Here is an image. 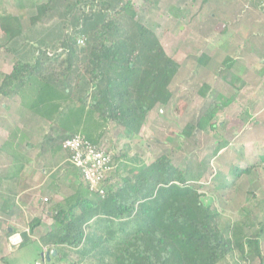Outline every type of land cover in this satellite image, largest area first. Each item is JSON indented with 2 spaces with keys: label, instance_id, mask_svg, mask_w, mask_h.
Wrapping results in <instances>:
<instances>
[{
  "label": "rangeland",
  "instance_id": "1",
  "mask_svg": "<svg viewBox=\"0 0 264 264\" xmlns=\"http://www.w3.org/2000/svg\"><path fill=\"white\" fill-rule=\"evenodd\" d=\"M41 1L45 0H34ZM34 2L0 0V22L8 23L9 13L19 16L24 31L19 37L27 42L57 29V39L48 41L57 45L62 32L59 14L66 1L59 0L49 16L30 25ZM131 4L137 9L135 18L156 33L166 53L179 63L169 84L171 96L146 113L141 129L131 137L100 119L90 98L77 100L83 88H89L83 67H72L67 77L64 63L46 68L48 83L56 81L60 98H52L55 94L50 92L45 106L41 100L35 102L36 82L29 83L27 91L0 96V264H52L40 255L41 236L54 224L47 211L73 194L81 180L62 147L64 137L74 133L117 156L114 164H119L120 174L166 154L197 187L202 202L219 213V227L226 236L233 241L258 237L260 256L245 241L243 252L234 248L216 264H264V165L259 157L264 154V98L260 93L259 99L254 97L264 93L258 87L264 82V0ZM19 39L10 38L0 24V82L15 62L6 47L17 45ZM84 44L77 42V47ZM241 58H249L253 67L233 64ZM77 82L83 88L74 89ZM204 85L208 88L202 93ZM63 86L71 89L68 99L62 98ZM37 106L46 107L51 118L38 114ZM249 166V173L237 175L238 168ZM34 196L40 199L37 205L31 204ZM33 218L40 224L29 231ZM16 233L21 240L12 244L9 237Z\"/></svg>",
  "mask_w": 264,
  "mask_h": 264
},
{
  "label": "trees",
  "instance_id": "2",
  "mask_svg": "<svg viewBox=\"0 0 264 264\" xmlns=\"http://www.w3.org/2000/svg\"><path fill=\"white\" fill-rule=\"evenodd\" d=\"M58 1L36 4V12L29 16L30 25L49 16ZM65 1L59 14L62 32L57 34V45L48 42L57 39L58 30L54 29L44 36H35L29 50L16 49V43L6 47L15 62L10 72L2 76L0 96L27 91V85L36 82L35 102L41 100L45 106L50 92L55 94L52 98H60L56 81L48 83L46 68L54 67L55 62V67L64 63L67 77L72 67H83L82 77L89 88H83L79 79L82 86L77 82L74 89L82 87L83 93L77 100L90 98L89 105L100 119L113 122L127 137L136 135L146 113L171 96L169 84L179 63L166 53L156 33L135 18L137 9L131 0ZM6 18L8 23L0 24L9 37L24 36L20 17ZM79 37L85 43L80 48ZM207 88L204 85L202 93ZM61 89L62 98L68 99L70 87ZM45 108L39 107L36 112L51 118ZM259 157L264 165V154ZM116 159L113 155L114 163ZM114 168L115 177L112 173L107 177L104 195L84 187L75 168L81 179L78 187L47 211L54 224L41 236L40 243L43 251L55 249L50 263L216 264L234 248L243 252L245 241L260 256L258 237L233 241L224 234L218 223L219 213L202 202L197 187L188 183L166 154L131 166L125 174H120L119 164ZM250 169L251 166L238 168L236 173H249ZM39 200L34 196L31 204L37 205ZM39 224L40 219L33 218L28 230L33 231Z\"/></svg>",
  "mask_w": 264,
  "mask_h": 264
},
{
  "label": "built area",
  "instance_id": "3",
  "mask_svg": "<svg viewBox=\"0 0 264 264\" xmlns=\"http://www.w3.org/2000/svg\"><path fill=\"white\" fill-rule=\"evenodd\" d=\"M77 42L83 44L84 38L79 37ZM62 147L68 153L70 164L79 170L87 189L92 193L104 195L105 181L115 166L113 153L101 146H96L79 133L64 139Z\"/></svg>",
  "mask_w": 264,
  "mask_h": 264
},
{
  "label": "crops",
  "instance_id": "4",
  "mask_svg": "<svg viewBox=\"0 0 264 264\" xmlns=\"http://www.w3.org/2000/svg\"><path fill=\"white\" fill-rule=\"evenodd\" d=\"M27 1L30 2L31 0H27ZM32 1L34 2V0H32ZM45 1H46V0H45ZM45 1H41V3H42V2H45ZM24 2H25V0H24ZM24 4H25V3H24ZM34 4H35V6H36V4H38V3L34 2ZM25 5H26V4H25ZM28 5H29V3H28ZM9 14L12 15V16H15L14 14H11V13H9ZM32 15H33V14H32ZM20 38H21V37H20ZM30 39H31V40L28 41V42H27V40H24V39H22V38L19 39L20 42L17 41L16 49H19L20 47H21V49H22L23 47H28V48H29V46L31 45V43H32L33 41H35V37H34V38L31 37ZM250 59H251V61H252V58H250ZM245 60H246V59L241 58V59H238L237 62H236V60H235V61H232V59H231V61L233 62V64H235V63H237V64H239V65H241V64H243V63H244V64H246V63H247V64H251L250 62H248V61H249V58H248L247 61H245ZM231 61H229V63H230ZM261 61H263V60H261ZM232 62H231V64H232ZM229 63H228V65H230ZM250 66L253 67L252 64H251ZM262 66H264V65H262ZM241 67H243V66H241ZM11 69H12V68H11ZM9 72H10V70H9V71H5L4 73H9ZM260 79H261V80L264 79V76H261ZM259 85H260V86H259ZM259 85H258V87L261 88V86H262V88L264 89V82L261 83V84L259 83ZM259 93L262 94V95H263L262 97L264 98V93H263L262 91H259V92L256 93V95L254 96V97H256V100L259 99V97H261ZM246 114L249 115V116L251 117V112L246 113ZM249 119H250V118H249ZM41 251H42V250H41ZM41 251H40V253H41ZM45 251H46V250H45Z\"/></svg>",
  "mask_w": 264,
  "mask_h": 264
},
{
  "label": "clouds",
  "instance_id": "5",
  "mask_svg": "<svg viewBox=\"0 0 264 264\" xmlns=\"http://www.w3.org/2000/svg\"><path fill=\"white\" fill-rule=\"evenodd\" d=\"M9 240H10V242H11L12 244H17V243L20 242L21 237H20L19 233H16V234H14L13 236H10V237H9Z\"/></svg>",
  "mask_w": 264,
  "mask_h": 264
},
{
  "label": "water",
  "instance_id": "6",
  "mask_svg": "<svg viewBox=\"0 0 264 264\" xmlns=\"http://www.w3.org/2000/svg\"><path fill=\"white\" fill-rule=\"evenodd\" d=\"M40 255L41 256H43V255H46L47 256V258L49 259L50 258V256H52V255H55V249L53 248V249H51V251L50 252H47V251H45L44 253L43 252H41L40 253Z\"/></svg>",
  "mask_w": 264,
  "mask_h": 264
}]
</instances>
